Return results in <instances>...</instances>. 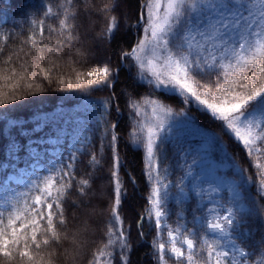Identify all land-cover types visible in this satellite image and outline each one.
Instances as JSON below:
<instances>
[{
  "label": "snow or ice",
  "instance_id": "1",
  "mask_svg": "<svg viewBox=\"0 0 264 264\" xmlns=\"http://www.w3.org/2000/svg\"><path fill=\"white\" fill-rule=\"evenodd\" d=\"M119 7L120 0H56L55 7L49 0L32 21L26 39L11 54L6 49L14 34L0 33V57L6 56L0 59V109L20 107L29 95L49 91L45 85H53L57 67L52 57H59L66 46L78 44L75 55L87 63L92 52L84 40L94 25L93 17L105 19L100 38L110 43L119 28L120 20L113 15ZM51 19L55 25L46 23ZM136 24L140 34L135 46L120 56L132 61L137 82L153 90L127 103L133 117L128 142L144 154V174L150 186L147 205L137 221L139 236L144 237L145 222L154 229L150 243L154 264H264V0H144ZM24 46L29 48L25 56L39 50L40 61L48 53L51 66L22 60ZM73 71L74 81L60 76L55 83L91 91L113 87L118 75V69L108 63ZM157 91L178 96L185 105L193 103L219 122L223 134L244 150L255 178L224 148L222 136L213 134L230 161L234 178L201 173L195 183H186L193 175L192 165H186L184 175L171 180L165 148L174 117L187 116V112L177 113L162 100L153 99ZM103 104L106 110L115 107L119 111L111 97ZM119 138L118 124L105 120L97 151H90L95 146L85 137L67 163L6 202L11 207L0 211V264H83L84 258L86 264H130L131 227L124 226L121 215L127 191L119 176ZM105 148L111 163L106 175ZM84 155L88 170L77 176V162ZM105 179L112 194L103 208L100 182ZM73 191L78 199L72 206L79 215L70 218L65 205ZM190 192L199 199L187 208ZM170 200L180 206L179 212H172ZM105 211L103 244L88 256L94 231L90 221L103 217ZM172 215L174 224L168 222Z\"/></svg>",
  "mask_w": 264,
  "mask_h": 264
},
{
  "label": "trees",
  "instance_id": "2",
  "mask_svg": "<svg viewBox=\"0 0 264 264\" xmlns=\"http://www.w3.org/2000/svg\"><path fill=\"white\" fill-rule=\"evenodd\" d=\"M48 2L49 0H0V33L14 34L6 54H11V49L17 48L26 39L33 26L32 21L39 17L43 6ZM52 2L55 7L56 0ZM143 3L144 0H120V7L113 13L120 20V24L110 43L100 38L106 27L105 19L93 17L94 25L89 29V35L84 40L85 46L92 52L87 63H81L75 55L78 44L71 48L66 46L59 57H52L57 67L52 75L53 85H45L50 87L49 91L29 95L26 97L27 102L20 107L9 106L0 109L2 112L0 114V211H4L6 207L10 208L11 205L6 202L28 192L33 182H39L52 169L58 168L62 162L67 163L69 155L76 147H80L79 142L85 137L91 145L95 146L90 151H97L105 120L118 124L121 160L119 176L127 191V196L121 205V215L124 226L131 227L130 264H154L150 243L155 231L147 222L143 225V238L139 236L137 230V221L144 213L147 205L146 197L150 190L144 174L146 158L141 151L134 150V146H130L127 136L129 126L133 122V117L130 115L131 109L127 106L129 99L149 96L153 90L146 83L137 82L136 68L132 65V61L126 62L120 56L121 51H128L135 46L137 36L140 34L136 22ZM46 23L55 25L56 21L51 19ZM45 36H49L47 28ZM51 39L55 40V36H51ZM28 51V46H24V52H20L22 60L28 63H43L46 68L51 66L48 53H45V59L40 61L39 50L25 56L24 53ZM4 58L6 56L0 57V59ZM14 62H16L15 57ZM102 63H108L118 69V75L113 81L114 86L111 88L81 91L75 87L67 88L55 83L60 76L74 81L73 69L87 71ZM2 83L0 81V85ZM109 97L112 98L113 104L119 105V111L115 107L105 109L103 101ZM152 98L162 100L177 113L181 110L187 112V116L177 115V117L194 125L181 131L179 135L172 134L169 137V143L165 148L167 154L165 166L169 168L171 180H178L181 175H184L186 165L193 163L191 152L194 144H197L199 140L197 139L199 132L207 134L211 139L213 134L222 136L224 146L255 178V169L244 150L223 134L219 122L213 121L208 115L198 111L195 104L185 105L178 96H167L157 91ZM212 141L216 146L218 145L215 140L212 139ZM103 151L106 175L111 163L107 159V149ZM87 170V155H84L77 162V176L83 175ZM100 185L102 207L106 208L111 199V184L105 179L100 182ZM254 191L255 189L248 195H252ZM76 199L78 197L73 191L65 205L70 218L73 214L79 215L78 210L72 206V201ZM194 206L191 203L189 208ZM169 208L173 213L180 211V206L175 202H170ZM107 219L108 212L105 211L103 217H94L90 221L94 231L89 239L88 256L92 250L102 246L103 232L107 230ZM175 219V215H172L169 222L174 224ZM255 238L259 239V233ZM92 240L95 243H92ZM86 259L84 258L83 264H86ZM64 264H67V261Z\"/></svg>",
  "mask_w": 264,
  "mask_h": 264
},
{
  "label": "rangeland",
  "instance_id": "3",
  "mask_svg": "<svg viewBox=\"0 0 264 264\" xmlns=\"http://www.w3.org/2000/svg\"><path fill=\"white\" fill-rule=\"evenodd\" d=\"M174 120H175V124L173 127L172 134L179 135L181 134V131H185L187 130L188 127L194 126L192 123L183 121L181 118L177 116L174 117ZM197 139L199 140L197 144H194V147L192 148V152H191L192 161L193 159L196 160L195 164L193 163L191 164L193 175L191 177H187L185 182L195 183L196 178L201 173L213 175L215 177H219L224 180L233 179L234 178L233 172L231 168L229 167L230 161L225 158L224 152L222 151L221 146L220 145L216 146L215 143L210 138V136H208L207 134L203 132H199V136H197ZM224 148L226 147L224 146ZM190 186L191 185L189 184V187ZM203 187L207 188V184H204ZM190 196L192 197V199L187 202L186 204L187 208H189V205L191 203H192V206L195 205L196 201L199 199L198 197H195L194 193H191V192H190ZM170 202H175V201L170 200ZM204 203L208 204L209 207L212 206L211 202L207 198H205ZM186 215H187V220L190 222L192 220L191 214L186 213ZM148 225L149 227H151L149 223ZM171 263L172 262H170V264Z\"/></svg>",
  "mask_w": 264,
  "mask_h": 264
}]
</instances>
